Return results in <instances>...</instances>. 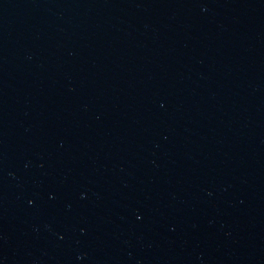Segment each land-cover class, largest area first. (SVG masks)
<instances>
[{
    "label": "water",
    "instance_id": "obj_1",
    "mask_svg": "<svg viewBox=\"0 0 264 264\" xmlns=\"http://www.w3.org/2000/svg\"><path fill=\"white\" fill-rule=\"evenodd\" d=\"M0 264H264V0H0Z\"/></svg>",
    "mask_w": 264,
    "mask_h": 264
}]
</instances>
